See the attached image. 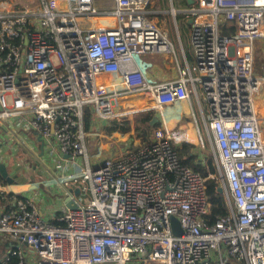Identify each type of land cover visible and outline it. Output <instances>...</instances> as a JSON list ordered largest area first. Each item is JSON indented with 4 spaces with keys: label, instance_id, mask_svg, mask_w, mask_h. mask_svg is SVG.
I'll return each mask as SVG.
<instances>
[{
    "label": "built area",
    "instance_id": "1",
    "mask_svg": "<svg viewBox=\"0 0 264 264\" xmlns=\"http://www.w3.org/2000/svg\"><path fill=\"white\" fill-rule=\"evenodd\" d=\"M30 1L0 0L4 145L30 155L33 138L53 139L61 165L74 170L60 181H80L82 196L68 194L76 206L55 222L30 198L0 201V244H8L0 263L264 264V0L171 6L173 17L190 21L193 60L163 81L149 80L141 64L145 55L174 53L148 16L154 0ZM133 100L148 106L133 109ZM183 102L193 133L167 126L164 109ZM86 107L91 126L142 111L161 126L91 165ZM204 134L228 207L210 224L205 179L177 155L192 137L203 147Z\"/></svg>",
    "mask_w": 264,
    "mask_h": 264
},
{
    "label": "crops",
    "instance_id": "2",
    "mask_svg": "<svg viewBox=\"0 0 264 264\" xmlns=\"http://www.w3.org/2000/svg\"><path fill=\"white\" fill-rule=\"evenodd\" d=\"M160 1L161 0H159V2ZM156 2L157 0H155V2H153V4L150 6L148 16L157 24V26L159 25L158 27L167 35V37L169 38V40L173 45L174 53L145 55L144 57L141 58V64L144 73L149 80L163 81V80H169L175 78L178 74V69L184 66L185 64H189L186 55L184 53V48L187 45H189L190 47L189 54L192 57V60H193V53L190 43L189 21L184 17L182 13H180L184 20L179 23L181 26H184L186 28L184 34L185 38L181 40L178 32L179 39L178 42L174 44L173 36L171 37L169 28L164 26V24L159 21L161 14H163L165 10L160 9L159 6L156 5ZM162 2L163 0L161 1V3ZM174 4L175 3L173 2V0H165L163 5H166L168 7L169 6L174 7L173 6ZM189 6L190 5L186 3V6H183V9ZM176 15L173 17V15L170 14L171 18H173L174 21H176ZM168 55H171V57L173 58L168 57ZM171 64H173V66ZM111 78H115V77L112 76ZM194 100L195 99L192 98L193 106H194ZM131 105L132 107H134V109L136 108L142 109L147 107L148 103L143 101L133 100ZM195 110L196 109L194 106V111ZM142 112H153V111H142ZM137 113H141V112H137ZM188 113L189 112H188L187 104L184 102L166 107L164 109V116L167 119L168 128L170 129L182 128L180 125L182 124L186 125V123L190 119ZM155 114L153 112V115ZM154 118H153L154 122L160 123L157 117L156 120H154ZM115 121L121 123V121H117V120ZM108 123H110V121L102 120L99 121L98 123H95L94 126L102 125L104 134L105 133L108 134L105 131V128L108 126ZM159 126H161V123L159 124ZM174 126H177V128H173ZM150 128L152 129V127ZM188 130H190V132L193 133L191 129ZM3 132L4 131L0 128V141H2L0 142V175L2 171H4L5 174H7L8 171L9 176L5 177L4 182L1 181L0 178V192L13 193L16 195L30 198L32 203L38 208V210H40L51 221L55 222L54 221L55 217H58L61 214L62 209L66 207L65 200L68 198V194H71L74 197L82 196L80 191L79 194H77V192L82 188L81 185L83 186V184L80 181H69L67 184H64L60 181L61 174L62 175L69 174L74 170L70 166L63 167L61 165L64 161L62 159H59L58 150L56 148L53 139L45 140L41 142L33 138L32 147L35 149V152L33 153L34 155L33 154L29 155L22 147L18 146L17 144L14 145V147L12 148H8L7 146H5L4 143L6 141H9V137L5 136ZM114 133H117L116 134L117 136H120L122 134L116 131ZM192 140L195 141V138L192 137ZM10 142L13 143V141ZM102 145L103 144H101V146ZM110 146L111 145L107 144V151H105V153L103 151L102 156L98 157L97 162L96 161L92 162L90 159L91 165H97L104 158H113L116 156H121L122 154H125V152L128 151L129 149L134 148L131 147L129 143L124 146H112V147ZM189 155H194V153L190 151ZM196 157H197L196 159L199 160V161L195 160L196 163L204 162V159L199 158L197 153H196ZM19 162H20V166L18 165ZM79 163L80 165L82 164L81 161ZM13 170H20L21 172L11 173L13 172ZM26 171L31 172V174H28V176H26L27 174L25 173ZM17 177H20L22 181L14 182L16 181L15 179H17ZM11 178H13L14 181H12ZM85 197L88 196L85 195L84 200ZM127 264H140V263L131 259L130 261H128ZM153 264H157V263H153Z\"/></svg>",
    "mask_w": 264,
    "mask_h": 264
},
{
    "label": "rangeland",
    "instance_id": "3",
    "mask_svg": "<svg viewBox=\"0 0 264 264\" xmlns=\"http://www.w3.org/2000/svg\"><path fill=\"white\" fill-rule=\"evenodd\" d=\"M28 1L30 3H32L30 0H28ZM161 1L159 2V0H157L156 5L159 6L160 9L165 10V12L163 14H161V16L159 18L160 20L159 19L158 20L160 22H162L164 24V26L169 28L170 33H171V37L173 36V43L176 44L178 42L179 37L181 40L183 38H185L184 34L186 31V28L184 26H181L179 23V22L183 21L184 19H183L182 15L180 13H178L176 15V21H174L173 18H171V16H170V14H171L169 12L170 6L168 7L166 5H163L165 0H163L162 3H161ZM175 1L176 0H173V2L176 4V5L175 4L173 5L175 10L183 9V6L182 7L179 6ZM154 2H155V0H154ZM178 32H179V37H178ZM189 49H190V47H189V45H187L184 48V53L186 55V58L188 60L189 65H190L192 63V57L189 54V51H190ZM168 57H171V55H168ZM171 58H173V57H171ZM171 65L173 66V64H171ZM194 106L196 109L194 111L195 118L198 119L200 111H199V107H198L195 100H194ZM132 108L134 109V107H132ZM202 109H204L203 104H202ZM136 110H139V109L136 108ZM203 112L205 113V111H203ZM136 119L137 118H136L134 113L130 114L129 116H127L125 118V120H128L130 122V130L126 133H122L123 135L121 134L120 136H117L116 135L117 133H114V132H112L110 134H106V133L104 134L102 125H96V126L93 125L91 127L90 131H86L87 132L86 144L88 145V150H89L88 155H89V158L91 159V161L97 162L98 157L102 156L103 151H104V153H105V151H107V144L111 145L110 147H112V146H124V145L129 143L131 145V147L135 148V147H137V145H140L142 142H146L148 139H150L151 134H152V130L154 129V127H152L150 132L147 131V129L145 130L144 128H142V130L144 132L147 131V133H146L147 137L145 139H142L141 136L137 135V132L135 129L136 128ZM98 122H96V123H98ZM177 126H174L173 128H177ZM180 126L183 129H185V128L192 129L193 128V121H192V119L191 120L189 119L188 122L186 123V125L182 124ZM185 126H187V127H185ZM101 144H103V145L101 146ZM186 144L190 145L189 151L193 152L195 156L197 153L199 158L204 159V162L207 161L208 159H211L213 164H215V148L212 144L210 137H208L206 134H204V146L203 147H198L196 140L192 144L191 143H186ZM183 145H184V143H181L178 147H181ZM134 148H132V149H134ZM196 161H199V160L196 159ZM90 164H91V162H90ZM5 171H6V169H5ZM29 171H26V172H28V174H30ZM15 172H21V171L20 170H13V172H11V173H15ZM6 176H9L8 171H7V174H4V171H2L1 178L5 179ZM81 187H82V185H81ZM77 194H79V190H78Z\"/></svg>",
    "mask_w": 264,
    "mask_h": 264
},
{
    "label": "trees",
    "instance_id": "4",
    "mask_svg": "<svg viewBox=\"0 0 264 264\" xmlns=\"http://www.w3.org/2000/svg\"><path fill=\"white\" fill-rule=\"evenodd\" d=\"M179 6H186V0H176ZM188 20V19H187ZM136 116V132L138 136H141L142 139L147 137V131H150V127L157 128L159 127L158 122H154L153 112H141L135 114ZM91 120H92V113L89 107L84 109L83 115V127L85 131H89L91 128ZM142 128L147 131H143ZM130 130V122L125 120L124 122L118 123L115 120L110 121L108 126L105 128V131L110 134L112 132H120L126 133ZM189 147L190 145L184 143L183 146L177 148V155L180 162L183 165L191 167L194 171L198 172L204 179H205V187H206V198L210 208V212L207 216H205L206 223H213L218 217L224 216L228 213L227 202L225 196L222 193L217 191L218 187H220V181L217 175V169L215 164H213L211 159L203 163H196V156L189 155ZM26 176H28V172H26ZM31 174V172H29ZM1 176V175H0ZM31 176V175H30ZM14 181L13 178H11ZM5 179L1 178V181L4 182ZM17 181H22L20 177L15 179ZM13 196H19L13 193H5L0 192V201H4L5 199H10ZM8 249L7 242L0 244V260L6 256ZM16 257H9L7 264H17ZM1 264V263H0Z\"/></svg>",
    "mask_w": 264,
    "mask_h": 264
},
{
    "label": "water",
    "instance_id": "5",
    "mask_svg": "<svg viewBox=\"0 0 264 264\" xmlns=\"http://www.w3.org/2000/svg\"><path fill=\"white\" fill-rule=\"evenodd\" d=\"M186 3H187L188 5H192V4L194 3V1H193V0H186ZM189 23H190V21H189ZM154 120H156V117L154 118ZM4 174H5V173H4ZM217 191H218L219 193H222V192H223L222 187H218ZM65 205H66V207H68V208H70V209H73V208H75V206H76V204L74 203V201H73L70 197H68V198L65 200ZM172 222H173V224H175V225L177 226V221H176L175 218H172ZM178 234H180V233L178 232Z\"/></svg>",
    "mask_w": 264,
    "mask_h": 264
},
{
    "label": "bare ground",
    "instance_id": "6",
    "mask_svg": "<svg viewBox=\"0 0 264 264\" xmlns=\"http://www.w3.org/2000/svg\"><path fill=\"white\" fill-rule=\"evenodd\" d=\"M144 57V56H143Z\"/></svg>",
    "mask_w": 264,
    "mask_h": 264
}]
</instances>
